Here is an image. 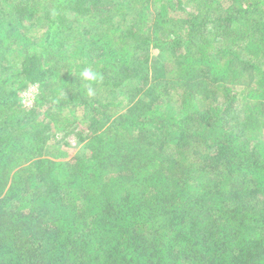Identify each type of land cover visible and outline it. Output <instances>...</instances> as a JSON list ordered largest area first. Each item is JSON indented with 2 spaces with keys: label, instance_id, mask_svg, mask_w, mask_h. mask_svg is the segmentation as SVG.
Listing matches in <instances>:
<instances>
[{
  "label": "trees",
  "instance_id": "trees-1",
  "mask_svg": "<svg viewBox=\"0 0 264 264\" xmlns=\"http://www.w3.org/2000/svg\"><path fill=\"white\" fill-rule=\"evenodd\" d=\"M0 264H264V0H0Z\"/></svg>",
  "mask_w": 264,
  "mask_h": 264
},
{
  "label": "rangeland",
  "instance_id": "rangeland-1",
  "mask_svg": "<svg viewBox=\"0 0 264 264\" xmlns=\"http://www.w3.org/2000/svg\"><path fill=\"white\" fill-rule=\"evenodd\" d=\"M152 55L163 58V55L160 53L159 50L157 51L153 50ZM37 94H38L37 86H32L31 88H28L27 90L21 92L20 95L21 98L19 103L27 110L31 109L35 105V99ZM74 132H78V131H74ZM52 135L54 139H52L51 142L54 144L62 145L64 149L67 150L70 153V156L72 157L78 151L79 145L77 144H79L80 140H82L86 136V132H83L79 136H77V135H73V133L70 134H66L65 132L55 133L54 131H52ZM65 142L71 146L67 147L63 145V143Z\"/></svg>",
  "mask_w": 264,
  "mask_h": 264
},
{
  "label": "clouds",
  "instance_id": "clouds-1",
  "mask_svg": "<svg viewBox=\"0 0 264 264\" xmlns=\"http://www.w3.org/2000/svg\"><path fill=\"white\" fill-rule=\"evenodd\" d=\"M84 80L93 82L99 79L98 74L93 72L91 69H84L81 73ZM89 94H93V89L89 87L88 89Z\"/></svg>",
  "mask_w": 264,
  "mask_h": 264
}]
</instances>
